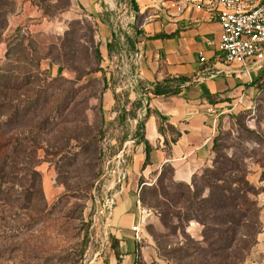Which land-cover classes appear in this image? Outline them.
Masks as SVG:
<instances>
[{"label": "rangeland", "instance_id": "374dc122", "mask_svg": "<svg viewBox=\"0 0 264 264\" xmlns=\"http://www.w3.org/2000/svg\"><path fill=\"white\" fill-rule=\"evenodd\" d=\"M144 2L117 0L107 26L118 43L104 48V25L73 0H0V264H117L104 200L129 182L127 174L120 175L122 169L127 173L131 158L125 141L133 139L144 116L145 98L138 87L142 106L135 112L141 119L121 122L115 119L114 94L120 101L125 92L130 100L136 98L133 35L142 21L136 11ZM97 47L102 55L98 63ZM260 79L251 106L217 125L211 160L194 179L202 188L206 168L222 169L227 157L244 162L256 192L249 197L260 207L262 227L264 70ZM118 108L121 112V102ZM123 134L127 138L119 144ZM169 171L164 170L154 199L152 185L160 172L139 177L137 198L144 194L146 204H141L152 214L135 240L137 251L124 244L120 248V264L232 260L239 243L231 240L235 223L216 225L209 218L204 227L194 219L177 220L175 215L183 214L191 201L198 203L208 189L194 197L184 185L174 184ZM179 194L183 197L175 202ZM167 212L175 215L163 226L161 213ZM207 228L228 229L225 240L218 242L214 235L215 246L222 247L214 257L207 255ZM250 236L240 239L249 248L239 264H264V248Z\"/></svg>", "mask_w": 264, "mask_h": 264}, {"label": "crops", "instance_id": "0c3cea01", "mask_svg": "<svg viewBox=\"0 0 264 264\" xmlns=\"http://www.w3.org/2000/svg\"><path fill=\"white\" fill-rule=\"evenodd\" d=\"M80 8L104 25L101 38L107 42L116 36L108 27L117 0H73ZM136 15L142 16L134 32V48L142 56L133 58L135 81L148 87L166 77H184L179 91L174 94L145 95L148 117L143 123L144 138L151 146L149 163L142 169L145 159L144 143L136 138L126 140L131 146V158L126 170L128 183L123 181L116 191V202L109 214V232L119 239L129 251H137L131 227L138 217L136 190L139 177L148 179L151 171L160 172L165 166L173 170V179L189 182L194 174L206 166L212 157V145L217 135V125L230 114L250 107L258 93L253 80L234 66H227L217 59V44L221 26L212 11L192 5L188 0H146ZM106 27V28H105ZM161 34L160 37H153ZM205 57L201 62L199 56ZM219 70L214 76L210 70ZM134 89L139 97L138 84ZM241 103L230 110L232 103ZM213 108V111L209 110ZM156 109L164 119L153 112ZM146 109L144 107L145 114ZM137 114V121L140 118ZM159 124L162 130H159ZM141 184V183H140ZM147 184V182H143ZM263 226L257 234L256 245L264 248ZM250 264L257 262L250 261Z\"/></svg>", "mask_w": 264, "mask_h": 264}, {"label": "trees", "instance_id": "16d2710c", "mask_svg": "<svg viewBox=\"0 0 264 264\" xmlns=\"http://www.w3.org/2000/svg\"><path fill=\"white\" fill-rule=\"evenodd\" d=\"M161 34H155L153 37H160ZM114 39V36H112ZM110 39L107 42L108 45L113 43H118L116 41L113 42V39ZM134 40H132V43ZM94 55L96 62H100L102 60V55L100 50L95 48ZM260 76H257L252 83H256L258 85V81H261ZM105 80V79H104ZM187 81V78L184 77H166L162 81H155L149 87L143 82L139 81L138 87L142 91V95H145L147 101H149L150 94L153 95H166V94H174L179 91L178 86L180 83ZM124 97L123 101H120L118 96L114 94V98L116 100V110L118 111L115 119L120 121H124L126 118L137 119L136 110L137 108H141L142 100L140 97H136L134 100H130L128 97V93L125 92L122 95ZM122 104V110L119 111V104ZM130 104L131 108H126V104ZM146 112L140 120L136 124V128L133 134V138H136L139 141L144 143V151H145V159L142 164V169L149 163V151L151 150V146L148 141L144 138L143 134V123L145 119L149 115V108L144 106ZM153 112L156 113L160 118L164 119L165 116L161 115L156 109H153ZM239 112V111H238ZM238 112L232 113L233 116H237ZM231 115V114H230ZM105 126V125H104ZM106 130V126H105ZM159 130H162L161 124H159ZM104 131V130H103ZM102 131V132H103ZM127 138L126 134L120 138L119 144H121ZM217 136L214 139L212 145V154L216 147ZM101 155L104 156V150H102ZM216 163V161H215ZM225 166L222 169H218L215 167L206 168L204 172L207 174H203L201 177V185L202 188H197L195 181V174L192 176L191 184L186 183L184 181H176L173 179V170L170 166H165L158 175L156 182L152 185L153 187V196L157 194V187L161 184L164 179V170L169 168V172L171 174V180L174 184L184 185L186 190L189 193H192L194 197H199L197 195L198 192H203L205 189H208V193L205 196L199 198L198 203L195 204L194 201H191V204L185 206V212L181 215H175L176 219H182L183 221H188L191 219L196 220L204 227L209 221V218L216 221V225H223L225 223L233 222L235 223V229L231 233V240L234 242L238 241L237 251L235 255L232 257V260H228L227 257H222L221 261L218 264H239L241 260H243L244 255L247 253V249L249 248L246 243H243L240 239L242 237H252V243L256 241L255 234L260 232V221L258 219V214L260 211V207L257 205V202L251 199L249 196L251 194H256L255 188L249 183L247 180V170L244 162H238L236 159L232 157H227L225 160ZM215 180H221L222 184L215 183ZM141 182H143L141 180ZM192 185V186H191ZM144 185H142L141 191L143 190ZM197 192V193H196ZM196 194V195H195ZM183 197V194H179L175 198V202L180 201ZM142 204H146V197L143 193H140L139 197ZM154 206V205H153ZM171 213H164L160 218V223L164 226L168 225V222L171 219ZM173 215V216H174ZM250 229H252V234H249ZM243 231V232H240ZM217 235L218 242L225 240L228 237V229H218V228H207L204 233V236L207 237L205 242L207 243L208 250L207 255L210 257H214L215 251L221 250L222 247L215 246V238L214 235ZM238 237V238H237ZM85 247V246H84ZM110 247L113 252L114 258L117 264H120L122 260V252L119 245V239L114 235H110ZM234 260V261H233ZM231 261V262H230ZM233 261V262H232Z\"/></svg>", "mask_w": 264, "mask_h": 264}, {"label": "built area", "instance_id": "2783aa9c", "mask_svg": "<svg viewBox=\"0 0 264 264\" xmlns=\"http://www.w3.org/2000/svg\"><path fill=\"white\" fill-rule=\"evenodd\" d=\"M192 5L205 7L212 11L221 26L220 38L217 44V59L227 66L238 68L239 72L250 77L260 74L264 70V0H188ZM142 54L134 48L133 58L139 60ZM199 60L205 61L200 55ZM219 70H210L211 76ZM241 99L230 106V110L236 108ZM213 111L212 107H209ZM124 163V158L119 164ZM122 178L126 173L120 171ZM116 192L110 193L104 200V204L110 213L116 202ZM138 217L131 227L135 240L141 238L140 233L146 218L152 214L150 208L141 204L136 199Z\"/></svg>", "mask_w": 264, "mask_h": 264}]
</instances>
